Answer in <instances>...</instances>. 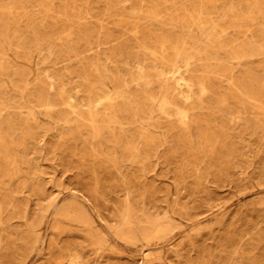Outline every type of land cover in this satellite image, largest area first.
Returning <instances> with one entry per match:
<instances>
[{
	"label": "rangeland",
	"instance_id": "374dc122",
	"mask_svg": "<svg viewBox=\"0 0 264 264\" xmlns=\"http://www.w3.org/2000/svg\"><path fill=\"white\" fill-rule=\"evenodd\" d=\"M262 106L264 0H0V264H264Z\"/></svg>",
	"mask_w": 264,
	"mask_h": 264
},
{
	"label": "bare ground",
	"instance_id": "6f19581e",
	"mask_svg": "<svg viewBox=\"0 0 264 264\" xmlns=\"http://www.w3.org/2000/svg\"><path fill=\"white\" fill-rule=\"evenodd\" d=\"M240 24H241V21H240ZM245 30V29H244ZM222 37V36H221ZM227 37V36H226ZM210 38V37H209ZM218 38V37H217ZM218 42V41H217ZM174 63V62H173ZM178 67V66H177ZM194 69V68H193ZM188 70H190V69H188ZM192 70V69H191ZM195 71V70H194ZM172 73V72H171ZM193 73V72H192ZM192 73H190V74H192ZM195 74H197V73H195ZM194 76V75H193ZM191 77V76H190ZM190 77H188V78H190ZM197 77V76H196ZM191 78H194V77H191ZM168 79V78H167ZM184 79V78H183ZM176 80V79H175ZM198 80H200V79H198ZM174 82V81H173ZM201 82V81H200ZM175 84H176V81H175ZM203 85V84H202ZM177 86V85H176ZM180 86V85H179ZM186 86H189V84L188 85H186ZM201 88H202V86H201ZM204 88V87H203ZM262 88V87H261ZM175 90V89H174ZM240 91V90H239ZM238 93V92H237ZM107 94H110V93H107ZM261 95V94H260ZM103 96V95H102ZM106 97V96H105ZM254 98V97H253ZM257 98H259V97H257ZM256 98H254V100H255ZM262 100V99H261ZM258 101V100H257ZM261 103V102H260ZM262 104V103H261ZM261 107V106H260ZM262 108H264L263 106H262Z\"/></svg>",
	"mask_w": 264,
	"mask_h": 264
}]
</instances>
